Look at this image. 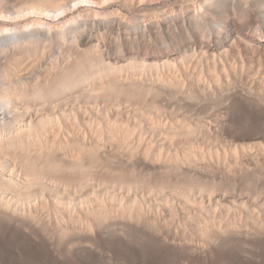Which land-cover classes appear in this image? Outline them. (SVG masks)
<instances>
[{
	"label": "clouds",
	"instance_id": "clouds-1",
	"mask_svg": "<svg viewBox=\"0 0 264 264\" xmlns=\"http://www.w3.org/2000/svg\"><path fill=\"white\" fill-rule=\"evenodd\" d=\"M0 0V264H264V0Z\"/></svg>",
	"mask_w": 264,
	"mask_h": 264
},
{
	"label": "bare ground",
	"instance_id": "bare-ground-1",
	"mask_svg": "<svg viewBox=\"0 0 264 264\" xmlns=\"http://www.w3.org/2000/svg\"><path fill=\"white\" fill-rule=\"evenodd\" d=\"M6 2L11 8L9 15L14 13L15 18H19L21 15H27V12L22 8V4L25 3L26 0H6Z\"/></svg>",
	"mask_w": 264,
	"mask_h": 264
}]
</instances>
